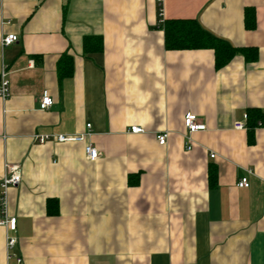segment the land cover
<instances>
[{"label": "crops", "instance_id": "obj_1", "mask_svg": "<svg viewBox=\"0 0 264 264\" xmlns=\"http://www.w3.org/2000/svg\"><path fill=\"white\" fill-rule=\"evenodd\" d=\"M160 8L163 22L194 19L257 58L216 68L211 48L167 49ZM10 33L18 40L0 47V180L6 163L21 180L7 189L16 229L0 224V264L8 233L22 264H264V0H0V39ZM86 36L102 49L86 53ZM64 55L72 72L60 77ZM252 108L254 128L235 129ZM187 112L205 124L190 150ZM86 123L84 142L34 136L85 133Z\"/></svg>", "mask_w": 264, "mask_h": 264}, {"label": "built area", "instance_id": "obj_2", "mask_svg": "<svg viewBox=\"0 0 264 264\" xmlns=\"http://www.w3.org/2000/svg\"><path fill=\"white\" fill-rule=\"evenodd\" d=\"M158 2H161V0H158ZM159 16L160 22H163V9H159ZM18 40V36L14 33H10L7 35H4L0 39V47L3 48L5 46H8ZM9 96V80H8V72L6 70L5 65L2 66L1 71H0V98L3 100L6 99ZM52 104V98L44 93L41 96L39 106L41 109H47L50 107ZM246 119V117H245ZM184 125L187 129V134H186V140H187V145H186V150L191 149V136L190 134L197 131V130H203L205 129V124L200 123L196 121L195 115H193L190 112H187L184 115ZM259 126H263L264 122H258ZM233 127L235 129H247V125L245 120L244 121H236L233 124ZM91 129V124L86 123V131L85 133H75V134H54V133H42V134H35V138L39 143H44L48 140H55L58 142H66V141H75V142H84L86 134L88 135ZM130 132L133 133H140L143 131V129L137 125H132L129 128ZM168 137V132L167 131H161L156 134V140L158 144L160 145H165ZM84 150V155L85 158L88 160H95L99 153L97 148L92 145L91 143H84L83 146ZM211 157L214 156V154H210ZM248 173L251 171L248 170ZM21 180V173L20 169L17 165H12L9 163L5 164V172L4 175L2 176L0 180V207H1V212L3 214V218L0 220V224L4 225L8 231H15L16 229V218L12 216H7L6 215V195H7V189L10 186H16L20 183ZM236 185L238 187H248L249 181L246 175L241 176ZM17 239L15 236L11 235L10 233L6 234V252H7V259L9 261L8 264H22V258L12 252V248L14 247Z\"/></svg>", "mask_w": 264, "mask_h": 264}, {"label": "trees", "instance_id": "obj_3", "mask_svg": "<svg viewBox=\"0 0 264 264\" xmlns=\"http://www.w3.org/2000/svg\"><path fill=\"white\" fill-rule=\"evenodd\" d=\"M165 46L167 49H200L211 48L214 53V65L219 68L225 65L236 54H241L248 61L257 58V49L255 47H236L228 42L212 35L202 29L194 19H166L163 22ZM245 26L248 29L255 27V15L253 9L245 11ZM84 51H100L102 49V39L92 36H86L83 39ZM72 72L71 58L64 55L58 63V73L60 77L69 75ZM256 109H249L246 116V125L248 130H252L257 123ZM258 116V117H257ZM215 175L210 173V182H214ZM50 213H56L55 209L48 210Z\"/></svg>", "mask_w": 264, "mask_h": 264}]
</instances>
